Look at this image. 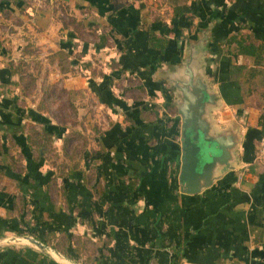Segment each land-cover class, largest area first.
<instances>
[{
	"label": "crops",
	"instance_id": "0c3cea01",
	"mask_svg": "<svg viewBox=\"0 0 264 264\" xmlns=\"http://www.w3.org/2000/svg\"><path fill=\"white\" fill-rule=\"evenodd\" d=\"M32 54L65 75L71 94L106 82L115 96L110 84L132 79L145 96L108 108L113 120L96 131L91 160L87 145L62 176L43 165L45 146L24 128L33 115L48 117L35 106L27 117L17 104V69ZM202 75L219 93L216 132L239 138L240 165L190 195L180 181L183 98L172 87ZM262 115L264 0H0V236H33L83 264H264ZM25 212L43 215L44 239L22 233L37 225ZM54 233L65 237L61 247L49 242ZM87 243L98 246L91 263L81 259ZM0 264L56 263L10 245Z\"/></svg>",
	"mask_w": 264,
	"mask_h": 264
},
{
	"label": "rangeland",
	"instance_id": "374dc122",
	"mask_svg": "<svg viewBox=\"0 0 264 264\" xmlns=\"http://www.w3.org/2000/svg\"><path fill=\"white\" fill-rule=\"evenodd\" d=\"M35 56L32 54V56L24 59L26 60V64L30 63V67L26 65L25 67L17 69L22 77L20 82L17 81L18 79L16 80V93L19 92L18 94H21L18 96L17 104L21 106V109L24 108L22 110H24V114L27 117L33 113L28 109L34 106L39 112L44 113V116L48 117V120L42 122L38 121L33 115L32 119L35 121V124L27 123L24 125V128L30 135L34 137L36 136L35 139L38 140L37 145L43 144L45 146L44 148L42 146V148H38L41 153H45V158L42 159L43 165L46 163L47 166L52 168L54 175L62 176L70 167L76 166V164L78 165V156L82 153L84 147L87 148V145L89 146V149L85 152L86 160H84V162L91 160L92 151H90V148L94 144L95 135H97L96 131L102 130V127H108L112 122L111 120H113V117L109 116L110 111L108 108L111 106L104 103L97 95V93L107 85L106 82L104 85H90L87 90L80 91L78 94H71L65 89L64 85V74L70 69H67L68 71L64 72L62 70L63 65L61 64L62 68H59L64 76L58 77L56 76L58 73L56 68L47 69L48 67L43 66L41 63V54ZM22 58V55L16 54V61L19 62ZM63 59L66 60L65 58ZM23 63L24 61H21L22 66ZM66 66L67 68L69 67L67 64ZM69 74L74 75L75 71H71ZM117 78L118 77L112 79V82ZM110 85L111 89L115 87V90L117 91L114 98L121 101L120 104H114L116 107L125 109V104L127 103L125 99L129 96L130 98L139 99L138 101L140 102L144 101L145 96H141L142 92L139 90L138 85L136 83L134 84L132 79L127 80V83H124L123 81L116 83L115 81V83ZM172 88L174 92H177L178 86ZM168 89V87L163 85L161 91L165 95L166 100H168L167 105H170L172 103V96L168 92ZM140 105H138V108ZM148 105L152 106L151 103H148ZM44 118L45 117L42 119ZM35 126L37 128L43 127L50 131V133L57 132L58 135L44 137L41 133H38ZM18 152L19 150L16 149V155H18ZM86 166L87 165H85V167ZM52 194L55 199H60V192H57L55 188H52ZM37 215H39V217ZM41 217H43L42 214L25 212L24 216L21 217L22 220L26 223H32L35 220L37 225L24 227L21 230L22 233L37 235L41 239H44L47 236L46 234L51 231H49L44 220H41ZM55 231L59 232L60 229ZM64 238L65 237H62V235H56L54 233V235L48 239L52 245L61 247L63 243L66 242ZM71 238L76 240V237L74 238V236ZM96 246L97 244L94 245L92 243H87L86 246H84V244L80 245L83 252H81L83 255L81 257L83 262H86L85 258L88 255L94 254ZM68 248V253L77 258V254L73 252L74 246H69ZM86 263H91V261H87Z\"/></svg>",
	"mask_w": 264,
	"mask_h": 264
},
{
	"label": "water",
	"instance_id": "95a60500",
	"mask_svg": "<svg viewBox=\"0 0 264 264\" xmlns=\"http://www.w3.org/2000/svg\"><path fill=\"white\" fill-rule=\"evenodd\" d=\"M192 78L183 86L176 85L183 98L179 102L183 141L180 181L182 191L190 195L209 188L223 174L240 165L238 136L217 133L211 120L210 111L219 107V93L211 91L204 75ZM10 245L33 248L56 264H83L30 235L0 236V247Z\"/></svg>",
	"mask_w": 264,
	"mask_h": 264
},
{
	"label": "trees",
	"instance_id": "16d2710c",
	"mask_svg": "<svg viewBox=\"0 0 264 264\" xmlns=\"http://www.w3.org/2000/svg\"><path fill=\"white\" fill-rule=\"evenodd\" d=\"M251 49L245 51L246 54H253L252 51V47L250 46ZM93 85V84H91ZM100 95H101V100L108 104V106H113L114 104H120L121 101L117 100L116 98H114V96H112L111 92H109V90H107V86L102 88V90H100ZM260 125L262 126V133H261V138H264V115L261 116L260 118ZM53 135H58L57 132H53Z\"/></svg>",
	"mask_w": 264,
	"mask_h": 264
},
{
	"label": "built area",
	"instance_id": "2783aa9c",
	"mask_svg": "<svg viewBox=\"0 0 264 264\" xmlns=\"http://www.w3.org/2000/svg\"><path fill=\"white\" fill-rule=\"evenodd\" d=\"M257 158L264 163V138L260 141Z\"/></svg>",
	"mask_w": 264,
	"mask_h": 264
}]
</instances>
